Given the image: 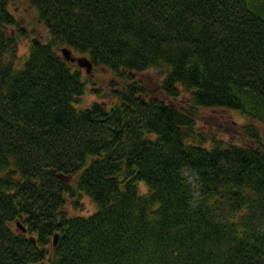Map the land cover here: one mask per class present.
Listing matches in <instances>:
<instances>
[{"label": "trees", "instance_id": "16d2710c", "mask_svg": "<svg viewBox=\"0 0 264 264\" xmlns=\"http://www.w3.org/2000/svg\"><path fill=\"white\" fill-rule=\"evenodd\" d=\"M13 1L0 0V264H264V0H21L47 37L19 64ZM63 46L112 73L107 101L80 105L88 84ZM203 108L238 110L246 142L199 131ZM82 196L95 210L69 214Z\"/></svg>", "mask_w": 264, "mask_h": 264}, {"label": "rangeland", "instance_id": "374dc122", "mask_svg": "<svg viewBox=\"0 0 264 264\" xmlns=\"http://www.w3.org/2000/svg\"><path fill=\"white\" fill-rule=\"evenodd\" d=\"M10 9L29 32L28 36L20 38L18 43L17 55L19 56V64L29 52L30 39L32 37H40L44 40L47 37V30L44 26L37 23L36 11L27 3L15 0L10 2ZM71 50L74 56L85 55L74 51L72 48ZM74 64L77 65L75 62ZM80 69L82 70V77L88 84V90L81 97L80 105L88 106L95 100L107 101L110 93V83L113 79L112 73L101 66L93 67L90 73H86L84 68ZM140 78L149 94H160L162 74L159 71L156 69L146 70L140 74ZM243 120V115L235 109L229 111L223 108H203L198 112L196 126L199 131L208 135L209 138L214 135L226 141L246 142L247 138L243 137L238 129L239 124L243 123ZM140 190H145L142 184L140 185ZM79 201L78 206H75L74 200L67 201L66 210L69 214L86 215L95 210V205L89 197L82 196ZM51 241H53V238H51Z\"/></svg>", "mask_w": 264, "mask_h": 264}, {"label": "water", "instance_id": "95a60500", "mask_svg": "<svg viewBox=\"0 0 264 264\" xmlns=\"http://www.w3.org/2000/svg\"><path fill=\"white\" fill-rule=\"evenodd\" d=\"M60 52L65 61L75 62L78 67L84 68L86 73H90L93 68V63L87 55L74 56L72 50L68 46H63L60 48ZM58 240V233L53 235V244L55 245Z\"/></svg>", "mask_w": 264, "mask_h": 264}]
</instances>
